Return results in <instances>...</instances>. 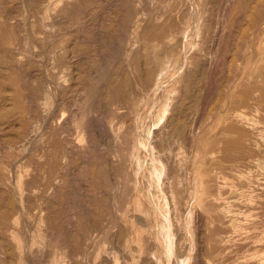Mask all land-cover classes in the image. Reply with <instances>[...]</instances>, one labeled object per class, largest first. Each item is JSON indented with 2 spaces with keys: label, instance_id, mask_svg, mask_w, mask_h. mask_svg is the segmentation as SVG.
I'll use <instances>...</instances> for the list:
<instances>
[{
  "label": "rangeland",
  "instance_id": "rangeland-1",
  "mask_svg": "<svg viewBox=\"0 0 264 264\" xmlns=\"http://www.w3.org/2000/svg\"><path fill=\"white\" fill-rule=\"evenodd\" d=\"M144 3L147 13L176 4L174 22L189 28L179 75L198 73L177 131L178 174L160 178L145 154L137 171L151 187L134 207L92 121L106 118L109 82L133 72L126 30L141 31ZM263 133L264 0H0V264H139L140 203L165 218L173 263L264 264Z\"/></svg>",
  "mask_w": 264,
  "mask_h": 264
},
{
  "label": "bare ground",
  "instance_id": "bare-ground-1",
  "mask_svg": "<svg viewBox=\"0 0 264 264\" xmlns=\"http://www.w3.org/2000/svg\"><path fill=\"white\" fill-rule=\"evenodd\" d=\"M144 4V11L145 13H147L146 10L148 6L147 3ZM175 6L176 4L167 5L163 9H161V11L158 7L155 6V8L151 9L149 13H147L146 17L143 20L141 31L138 33L137 24L136 26H127L128 28L126 30V34L130 36V40L126 43V59L129 61V66L133 72H130L128 70V72L125 74V77L121 80L109 82L106 89V99H101L100 105V112H102V115L104 113L106 120L103 118L104 120L101 125L97 124L95 121H92V126L95 132V144H100L101 142H103V139L106 138V140H104L106 147L108 146V149H112L111 153L109 152L108 154V160H106V163L110 164L111 159H113L114 157L117 160V164L114 166V170L116 173L114 175H118V177L121 178V181H123V185L120 184V186L121 188L122 186L124 187L122 188L123 190H120L124 191V194L126 193L131 196L130 200H125L122 195L120 196L124 198L125 205L130 202L134 204V207L137 206L139 203V193L145 187H151V185L147 186V184L144 183L143 185H141L140 177L138 175L139 172L137 171L138 161L145 154L151 159L153 166L157 170V176H159L160 178H173V175L178 174V168L180 169V167L177 166L179 163L178 159H180L182 155L180 157L179 153L181 151H176L177 145L180 143L177 137V131L180 127L181 119L184 116L185 111L188 110V101L192 100L196 95L195 78L197 76L198 69L193 72L190 71L184 76L179 75V68L184 62V58L186 55V41L189 33L187 30H189V28H186L185 25L181 26L174 22L173 10ZM84 9H82V11H84ZM110 30L107 32L108 38L106 43L113 42L111 37L113 38L112 33H115L116 30L112 33L110 32ZM121 35H123L122 32ZM114 61H116V59L111 58L110 63H113ZM118 67L119 66H115L111 69V77L116 78ZM113 105H116V109H119L117 111L114 110L116 112H114V114L113 111L111 112V107L112 109L114 108ZM241 116L243 115L241 114ZM152 124L156 129L154 143L152 145H145L144 142H147L151 139L150 126ZM70 125H68L67 127H71ZM80 127L81 125L80 123H78L76 128ZM68 131L70 132V130ZM71 132H73L72 129ZM104 134L106 135L105 138L102 137ZM182 152L184 153V151ZM183 157H185L184 154ZM96 158L98 159V154ZM168 163L171 164L169 168H167ZM101 168L103 170L100 169L99 174L105 175V167L103 166ZM166 168L168 174L166 173ZM189 168L192 169L191 175L192 178L195 179V184H197L202 176L200 177V172H198L197 169H195L193 166H189ZM241 182L244 183V181ZM178 185L179 183L175 182L173 186L177 189L178 192L182 194V189L184 188H178ZM154 188L155 192H153V196L155 199H153L158 202L164 200L165 196H163V194L160 195L159 198L156 195V191L161 192L158 190V187L154 185ZM119 193L123 194V192ZM132 196L134 197L132 198ZM177 196L178 194L172 195V198H177ZM120 197L119 200L123 201ZM177 204H180V202L177 201ZM160 207H163V203L160 204ZM134 215L135 218L131 220L136 221L137 225L139 224L136 227L138 228V230H136L143 232V238L141 241H144L146 247L144 251L145 257H143L142 259L140 258L141 262L139 264H185V260H180L181 262H178L174 258L173 260H175L176 262L173 263L171 261L168 248L164 243L168 240L165 218L159 215H155L142 203L139 204L138 210ZM237 217L239 216L237 215ZM240 217L243 216L241 215ZM130 225L133 224L130 223ZM149 227H153L155 231L153 233L149 232ZM129 233L130 232H128V237ZM135 239L137 240V238ZM140 239H138V241ZM142 246L144 247V245ZM115 259L116 261L114 263L118 264L117 258ZM52 262L54 261L52 260ZM259 262L260 261H258V263ZM128 264L133 263H131L130 261V263Z\"/></svg>",
  "mask_w": 264,
  "mask_h": 264
}]
</instances>
